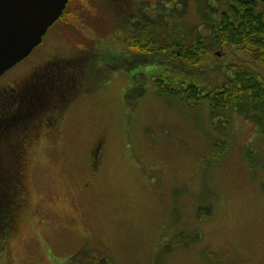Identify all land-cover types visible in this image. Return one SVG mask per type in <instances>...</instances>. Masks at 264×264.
<instances>
[{
  "label": "rangeland",
  "instance_id": "1",
  "mask_svg": "<svg viewBox=\"0 0 264 264\" xmlns=\"http://www.w3.org/2000/svg\"><path fill=\"white\" fill-rule=\"evenodd\" d=\"M186 3L190 28H205L198 0ZM117 37L96 0H68L42 43L0 77V87L34 83L59 62L69 79L88 62L82 52L92 51L93 59L110 51L137 54ZM212 48L194 57L203 69L198 85L212 88L238 65L264 78L254 51ZM143 57L151 59L148 52ZM138 61L87 63V76L74 85L67 80L66 99L54 105L56 127L48 118L46 128L31 131L21 150L23 203L0 217L1 231L8 232L0 239V264H88L95 258L104 264H211L207 249L218 264H264V137L258 126L239 113L212 117L207 101L191 106L160 92L153 73L165 70ZM136 79L144 95L126 96L134 94L128 89ZM223 128H230L229 143L220 158L211 146L224 137ZM99 140L105 150L97 165L89 155ZM16 156L6 151L2 159L13 163ZM207 204L209 214L203 212Z\"/></svg>",
  "mask_w": 264,
  "mask_h": 264
},
{
  "label": "trees",
  "instance_id": "2",
  "mask_svg": "<svg viewBox=\"0 0 264 264\" xmlns=\"http://www.w3.org/2000/svg\"><path fill=\"white\" fill-rule=\"evenodd\" d=\"M96 1L105 26L112 27L119 41L123 38V43L130 45V49L137 54L150 53L151 59L143 57L144 54L139 58V55L129 51L125 55L110 51V57L98 53L97 58L93 59L92 51L82 52L79 55L88 62L78 73L70 71L69 79L66 69H62L64 63L59 62L48 69L46 66L34 83L26 82L27 85L23 86L24 83L20 88L10 85L0 87V217L5 211L23 203V196L21 199L19 196L21 176L24 174L25 157L21 151L24 142L31 131L46 128V119L50 118L53 122L56 117L54 105L67 97V80L74 85V81L87 76L86 65L89 62L103 64L100 61L104 58L107 62L119 64L133 58L136 62L141 60L138 63H151L165 70V73H153L160 92L180 97L191 106L207 101L212 117L218 115L227 118L226 114L239 113L256 123L257 130L264 137V78L252 67L238 65L218 85L207 89L196 83V77L202 75L203 69L196 67L195 61L199 60H194L200 55L197 51L238 45L254 51L255 57L264 66V0H198L202 26L206 27H199L196 32L187 21L186 0H158L156 6L150 7L146 5V0ZM212 2H215V6ZM201 28L208 30L209 34L202 35L201 31L205 30ZM146 47L151 49L145 50ZM173 48L178 49L179 53H169ZM94 51L97 53L96 49ZM91 67V71L98 70L95 66ZM128 91L134 94L128 93L126 96L140 97L145 89L137 80ZM223 129L224 137L211 146V151L220 158L229 143L227 135L230 128ZM6 151L17 155L13 163L3 161L2 156ZM247 159L252 162L251 150L247 152ZM209 209L210 204H207L203 212L209 214ZM1 228L2 224L0 239L5 240L8 232L4 235L5 229L1 231ZM190 236L196 238V235ZM204 255L211 260V264H218L212 250H205ZM88 264L104 263L95 258Z\"/></svg>",
  "mask_w": 264,
  "mask_h": 264
},
{
  "label": "water",
  "instance_id": "3",
  "mask_svg": "<svg viewBox=\"0 0 264 264\" xmlns=\"http://www.w3.org/2000/svg\"><path fill=\"white\" fill-rule=\"evenodd\" d=\"M68 0H0V76L29 56Z\"/></svg>",
  "mask_w": 264,
  "mask_h": 264
},
{
  "label": "flooded vegetation",
  "instance_id": "4",
  "mask_svg": "<svg viewBox=\"0 0 264 264\" xmlns=\"http://www.w3.org/2000/svg\"><path fill=\"white\" fill-rule=\"evenodd\" d=\"M57 122H58V117H54L53 124H52V125H54L53 128L56 127V123ZM36 142H38V141H36ZM102 150L104 151L105 149H104V147H102V141L101 140H99L98 142H96L92 146V148L90 150V155H89L90 160L93 161V162H95L97 165H99L100 162H101V160H102V156H101V154H103V151ZM89 166H90V164H89ZM94 166L96 167V165H94Z\"/></svg>",
  "mask_w": 264,
  "mask_h": 264
}]
</instances>
